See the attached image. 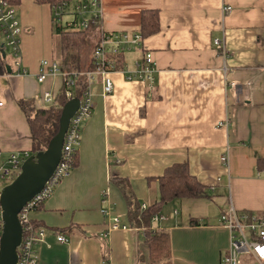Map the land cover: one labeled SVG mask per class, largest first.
<instances>
[{
    "label": "crops",
    "instance_id": "1",
    "mask_svg": "<svg viewBox=\"0 0 264 264\" xmlns=\"http://www.w3.org/2000/svg\"><path fill=\"white\" fill-rule=\"evenodd\" d=\"M14 4L28 74H15L9 64L11 72L0 75L2 158L31 150L29 127L17 101L34 103L43 92L57 99L63 87L60 75L43 82L36 77L42 59L60 64L62 58L50 6L34 0ZM103 4L101 26L106 31L139 30L143 9L159 11L160 30L145 37L141 48L123 55L124 68L132 71L149 51L157 67L155 85L149 88L115 73L114 91L105 95L101 82L94 83L92 113L82 124L77 146L78 164L30 213L47 232L35 245L38 264H103L104 249L108 264H150L144 234L128 227L125 200L110 178L126 179L139 203L148 205L158 192L156 182L147 179L174 163H187L198 181L209 186L210 197L165 203L159 213H178L153 227L169 233L170 264H219L229 248V231L219 222L220 215L232 205L264 216V162L257 167V160L264 159V0ZM224 5L232 10L224 13ZM223 35L226 58L212 45L213 38ZM90 54L84 64L89 65ZM227 117L229 125L219 126ZM226 148L228 168L220 160ZM103 192L114 203L111 213L126 228L108 230L111 222L101 213ZM65 227L73 230L56 231ZM57 234L68 241H57Z\"/></svg>",
    "mask_w": 264,
    "mask_h": 264
},
{
    "label": "built area",
    "instance_id": "2",
    "mask_svg": "<svg viewBox=\"0 0 264 264\" xmlns=\"http://www.w3.org/2000/svg\"><path fill=\"white\" fill-rule=\"evenodd\" d=\"M51 24L56 30H67L83 32L91 25H96V35L93 40V47L90 54V66L85 70H63L56 61L42 59L38 66L36 77L38 82H43L48 76L60 75L63 79V87L60 93H64L66 101L75 97L72 89L80 77H85L86 89L79 98V107L69 120L68 128L64 136L61 159L53 171L50 179L45 183L42 190L34 195L18 213L22 226V238L17 248L16 264H38V255L35 245L43 240L46 229L37 226L32 222L30 213L43 204L53 193L57 184L65 177L70 169L73 154L79 144V136L83 122L92 113V87L96 81H100L103 94L108 95L114 91V81L112 74H123L126 80H141L149 88L155 85L157 67L152 54L144 52L142 58L135 62L136 68L132 71L124 67H116L117 57L120 53H125L142 47L144 37L139 30L106 31L101 26L104 17L103 0H60L50 5ZM232 7L224 5L222 11L230 12ZM0 32L3 36L6 50L11 57V65L15 68V74L26 75L27 70L21 60V34L22 27L16 18L15 4L9 0H0ZM214 49L226 58L224 35L220 38H213ZM10 65V66H11ZM236 83L232 82L231 87ZM35 105L43 108H60L58 99L50 92H43L34 97ZM3 102L0 101V107ZM219 126L229 125V117L218 123ZM31 155L30 151L12 152L6 158L0 155V192L8 180H13L20 172L21 164ZM223 166L228 168L229 150L228 148L220 157ZM220 178H217L219 182ZM10 181V182H11ZM9 182V183H10ZM214 186H211L213 189ZM102 203L106 204L101 208V213L109 218L111 222L108 230L116 228H126L121 224L119 216L111 213L114 203L107 199L106 193L102 194ZM147 207L141 204V210ZM178 213L177 209L172 211L169 217ZM161 213H156L151 217V228L160 221L169 218ZM219 222L229 231V248L221 256L219 264H243L244 256L250 257L252 264H264V217H260L252 212L237 211L230 205L220 217ZM3 229L2 209L0 205V236ZM59 242H67L66 236L57 234ZM103 264H108L103 261Z\"/></svg>",
    "mask_w": 264,
    "mask_h": 264
},
{
    "label": "trees",
    "instance_id": "3",
    "mask_svg": "<svg viewBox=\"0 0 264 264\" xmlns=\"http://www.w3.org/2000/svg\"><path fill=\"white\" fill-rule=\"evenodd\" d=\"M14 3L16 0H9ZM37 4L46 3L49 6L55 4L60 0H34ZM96 25H91L88 30L83 32L56 30L60 39V47L62 51V58L60 67L63 70H80L82 68L79 54L84 50L89 43L93 44L96 35ZM161 28L159 11L157 9H143L139 18V31L145 38L158 32ZM93 47V46H92ZM3 50V51H2ZM76 52V54H74ZM5 54V58L2 57ZM123 53L117 57L116 67L121 69L124 67ZM6 46L5 43H0V75L7 73L6 65ZM90 66V63L88 67ZM87 67V68H88ZM86 89L85 77H80L76 81L72 92L76 97H81ZM60 106L66 102L64 93H60L57 97ZM18 106L23 111L31 139L30 153L34 154L38 151L44 150L47 147L49 140L58 130L59 117L61 107H37L31 99H19ZM264 159L257 160V167H262ZM78 164V151L77 148L73 154L70 163V169ZM69 169V170H70ZM149 182L154 180L157 184L158 197L145 209L141 210V204L136 199L130 183L124 178L112 177V182L119 188L126 204V219L127 225L130 228L142 230L144 234V241L149 248L150 264H170V242L169 233L164 229L151 228V217L161 211L162 206L175 199L183 198H200L210 197L208 192L209 186L202 184L191 173L187 163H174L165 168L162 175L156 178H148ZM211 188V187H210ZM42 205V204H41ZM41 205L37 206L34 210L38 209ZM264 217V216H263ZM35 225L37 222L32 221ZM194 223V222H193ZM69 231L73 230L72 227H65L57 229L56 231ZM107 250L104 249L103 257L107 260ZM249 259H245L248 262Z\"/></svg>",
    "mask_w": 264,
    "mask_h": 264
},
{
    "label": "water",
    "instance_id": "4",
    "mask_svg": "<svg viewBox=\"0 0 264 264\" xmlns=\"http://www.w3.org/2000/svg\"><path fill=\"white\" fill-rule=\"evenodd\" d=\"M3 51V50H2ZM5 58V54L2 53ZM10 73L9 64L6 65ZM79 98L67 100L61 107L58 130L44 150L31 154L21 164L20 172L0 192L3 229L0 236V264H16L17 248L22 238V226L18 213L22 207L39 193L57 167L69 120L79 107Z\"/></svg>",
    "mask_w": 264,
    "mask_h": 264
},
{
    "label": "rangeland",
    "instance_id": "5",
    "mask_svg": "<svg viewBox=\"0 0 264 264\" xmlns=\"http://www.w3.org/2000/svg\"><path fill=\"white\" fill-rule=\"evenodd\" d=\"M2 39H3V36H2V34H1V32H0V43L2 42ZM91 44H92V43H89V45H87V47H86L84 50H82V52L79 54V58H80V60H81V65H82V68H81L80 70H85V69L88 67V64H84L83 60H84L85 55H86L87 53L91 52V51H90V50H91ZM6 54H7V56H6V60H7L8 64H10V62H11V57H10V55H9V53H8V50H6ZM74 54H76V52H75ZM88 62H89V61H88ZM10 181H11V180H8L7 183H9ZM256 215L262 217V215H260V214H256ZM243 258H244L243 264H252V261H251L250 257H248V256H244ZM246 258L249 259L248 262L245 261Z\"/></svg>",
    "mask_w": 264,
    "mask_h": 264
}]
</instances>
